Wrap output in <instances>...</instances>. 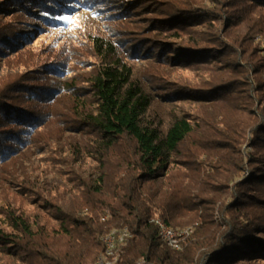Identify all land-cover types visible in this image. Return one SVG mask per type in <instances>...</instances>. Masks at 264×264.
I'll use <instances>...</instances> for the list:
<instances>
[{
	"label": "trees",
	"instance_id": "16d2710c",
	"mask_svg": "<svg viewBox=\"0 0 264 264\" xmlns=\"http://www.w3.org/2000/svg\"><path fill=\"white\" fill-rule=\"evenodd\" d=\"M109 2L116 10L109 15L134 16L145 25L119 39L128 51L123 55L110 42L95 39L100 63L85 80L87 86L51 81L48 71L60 72L54 63L46 71L0 77V173L8 169L4 174L16 181L25 159L40 153L50 139L64 155L67 167L60 171H70L62 182L39 177L19 182L20 195L37 212L18 206L3 212L0 264H96L102 237L122 227L131 236L115 264L264 259V51H259L264 30L245 36L248 31L241 26L233 37L228 31L251 22L252 9L264 8V0ZM37 4L41 17L53 22L58 20L54 10L68 6ZM142 9L148 15L135 16ZM135 32L142 41L134 40ZM25 34L11 21H0V58L19 48ZM124 57L211 66L235 76L205 87L170 83L136 74ZM65 93L72 97L71 107H49ZM189 94L228 105L236 98L242 106L227 107L234 118L220 121L226 129L203 130L200 115L193 118L173 102ZM51 121L56 128L44 137L43 127ZM88 161V171L74 169L73 164ZM12 165L19 169L9 170ZM157 220L192 230L174 249L160 238Z\"/></svg>",
	"mask_w": 264,
	"mask_h": 264
},
{
	"label": "rangeland",
	"instance_id": "374dc122",
	"mask_svg": "<svg viewBox=\"0 0 264 264\" xmlns=\"http://www.w3.org/2000/svg\"><path fill=\"white\" fill-rule=\"evenodd\" d=\"M38 1L41 2L43 0H0V21H11L13 25L24 28L26 32L25 36L20 40L19 48L7 53L9 55L5 58H0V77L13 73H22L34 68H41L43 71H46V68L54 63L58 66L60 72L54 73L48 71L51 81L53 79L57 81L74 80L77 85L87 86L85 80L100 63V56L97 55L98 52L95 47V39L99 38L110 42L116 51L123 55L127 50L123 48L125 46L121 45L119 39L132 37L134 31H138L141 25H145V21L135 20L134 16L120 19L109 15V13L113 15L116 12L114 10L115 6H112V2H109V0H45L50 2V5L58 4V2L68 5L66 9L54 10L57 13L55 17L58 20L53 22L41 17L44 12L41 11L42 6H37ZM119 1H125L126 3L132 0ZM109 3L111 5L107 6ZM97 5L101 6L100 9ZM132 7H134V4H132ZM142 12L146 11L143 9L138 10L135 12V16L148 15L141 14ZM249 16L252 18L251 22H239L237 25L229 28L228 31H230L232 37L238 35L236 28L241 26L248 31L245 36L249 33L253 34L259 30H264V8L256 7L252 9ZM135 33L134 40H136L135 37H139L138 41H142L141 34ZM239 34L244 36L243 33ZM186 35H189V33L183 34L184 40L187 39ZM256 38L257 36L253 39L255 40ZM229 40L233 42L231 37H229ZM263 45L262 41L259 47ZM259 51L263 52L264 47H261ZM123 60L132 66L133 72L136 74L145 75L146 77L154 75L170 83L179 81L180 83L185 82L192 86L205 87L218 81L215 79L235 76L231 71L221 74L215 72L219 69L211 66H173L158 63L154 58L130 59L129 57H124ZM184 96H186L185 99L173 101L176 103L175 107L188 112L193 118L200 115L199 125L203 130L212 128L214 125L219 129H226L225 123L234 118L233 113L230 111L231 109L227 107L242 106V101L236 98L235 102L229 103V106L227 103L220 101L212 103L202 102L198 100L197 97L199 96L193 94ZM72 103L73 100L70 97V93H65L54 101V106L50 105L49 107H55V110L63 109L64 107H71ZM222 119L225 120L224 124L220 123ZM55 128V121H51L50 124L43 127L44 137H47ZM63 134H66V132ZM261 136L264 138V134H261ZM56 147L57 143L53 142L52 139L45 142L40 153L34 154L29 160L25 159V165L23 164L25 171L23 173L20 172V174L19 171H16V181L12 180L7 174H4L8 169L1 171L0 226L4 227V224H2L4 220L3 212L9 206H18L26 213L37 210L35 204H32L25 196L20 195L19 182L21 180L24 178L26 180H34V177H39L41 181L44 179L48 181L58 179L62 182V179L65 180V177L70 175L69 170L65 171V173L60 171L66 169L67 166L61 162L64 155L61 156L57 152L59 148ZM89 165L90 161L73 164L74 169L78 171H88L89 167H91ZM15 168L12 165L9 170L19 169V167ZM247 262L246 264H264V259L250 258Z\"/></svg>",
	"mask_w": 264,
	"mask_h": 264
},
{
	"label": "bare ground",
	"instance_id": "6f19581e",
	"mask_svg": "<svg viewBox=\"0 0 264 264\" xmlns=\"http://www.w3.org/2000/svg\"><path fill=\"white\" fill-rule=\"evenodd\" d=\"M107 215H103L102 219H105ZM158 225L160 238L171 248L179 249L181 245V240L187 236L192 228L184 227V228H172L168 225L161 223L160 221H155ZM183 232L181 235L180 233ZM120 234V228H113L108 231L103 237V245H108V238H115ZM119 252H117V248H110V250H104L99 255L96 260V264H100L102 260H105L104 264H115L118 259ZM139 264V263H137Z\"/></svg>",
	"mask_w": 264,
	"mask_h": 264
},
{
	"label": "built area",
	"instance_id": "2783aa9c",
	"mask_svg": "<svg viewBox=\"0 0 264 264\" xmlns=\"http://www.w3.org/2000/svg\"><path fill=\"white\" fill-rule=\"evenodd\" d=\"M183 232L180 233V235ZM131 233L126 227L120 228V234L115 238H108V245H104V250H110V248H117V252L121 246H123L126 241L130 238ZM105 260H102L100 264H104Z\"/></svg>",
	"mask_w": 264,
	"mask_h": 264
},
{
	"label": "water",
	"instance_id": "95a60500",
	"mask_svg": "<svg viewBox=\"0 0 264 264\" xmlns=\"http://www.w3.org/2000/svg\"><path fill=\"white\" fill-rule=\"evenodd\" d=\"M142 262H143V261H139V262H137V263H139V264H140V263H142Z\"/></svg>",
	"mask_w": 264,
	"mask_h": 264
}]
</instances>
